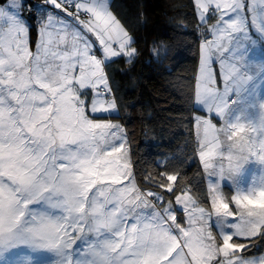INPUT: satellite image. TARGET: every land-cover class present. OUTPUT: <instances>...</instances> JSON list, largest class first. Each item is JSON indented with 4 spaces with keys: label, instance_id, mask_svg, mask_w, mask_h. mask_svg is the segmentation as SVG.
Instances as JSON below:
<instances>
[{
    "label": "rangeland",
    "instance_id": "rangeland-1",
    "mask_svg": "<svg viewBox=\"0 0 264 264\" xmlns=\"http://www.w3.org/2000/svg\"><path fill=\"white\" fill-rule=\"evenodd\" d=\"M99 1L108 7L111 0ZM43 2L72 17L61 0ZM192 3L198 24L210 37L199 43L193 102L205 113L194 116V132L208 205H197L184 190L172 206L158 208L159 196L136 193L128 186L133 177L120 123L87 122L85 99L72 86L49 98L52 78L43 73L61 64L63 74L73 70L77 86L90 90L92 116L115 115V100L96 90L102 86L109 91L104 64L113 59L108 54L113 43L122 54L131 52L125 30L120 26L117 41L100 31L87 32L98 43L75 31L72 48L55 39L53 45L54 25L64 30L68 23L61 16L42 21L43 8L36 6L39 30L32 68L40 92L18 95L6 87L0 96V163L6 171L0 173V264H171L173 255L182 257L181 264H264V250L255 256L243 254L255 238L264 236V0ZM24 12L11 13L6 33L0 26L3 78L12 76L8 63L20 66L31 52ZM9 97L18 103L12 116ZM18 116L16 126L13 118ZM50 128L63 129L65 136L54 132L51 140ZM19 130L39 135L38 154H43L44 138L52 142V152L47 151L38 170L14 164L22 156L14 148ZM66 133L72 134L70 140ZM172 177L167 178L168 189ZM225 186L233 192L232 207ZM176 211L183 213L184 225L177 222L182 223V217ZM18 250L23 253L11 257Z\"/></svg>",
    "mask_w": 264,
    "mask_h": 264
},
{
    "label": "trees",
    "instance_id": "trees-1",
    "mask_svg": "<svg viewBox=\"0 0 264 264\" xmlns=\"http://www.w3.org/2000/svg\"><path fill=\"white\" fill-rule=\"evenodd\" d=\"M6 1L0 0V6ZM22 1V10L28 16L30 25V43L33 44L37 35L36 19L32 11L27 12L25 9L32 1ZM108 8L130 38L131 52L104 64L109 91L99 87L105 93H97L107 100L113 98L117 113L92 116L88 110L90 90H83L80 98L85 99L84 117L87 122L114 119L123 127L129 152L130 177H133L128 186L132 185L133 191L159 196L161 204L157 205L158 208L166 204L172 206L175 197L184 190L188 191L197 205H208L204 172L198 158V143L194 132V116H203L205 113L193 103L200 40L192 0H160L154 8L147 0H111ZM5 86L1 82L0 96L5 95L3 92L6 87H9L10 93L25 94ZM6 100L8 104H13L9 112L12 116L17 113L18 103L12 97ZM18 119L19 116L13 118L16 126ZM54 132L57 134L50 128L51 140L54 139ZM16 134L17 143L14 148L22 156L14 164H19L25 171L38 170L45 158H48L50 152L47 151L52 152V142L44 138L41 145L44 149L40 148L43 154H38L40 143L37 142L40 137L36 136L35 131L29 134V131L19 130ZM2 172L6 171L0 163ZM170 175H173V182L171 189H168L167 178ZM223 190L226 201L232 207V190L228 186ZM15 192L22 196L17 190ZM176 213H181L182 223L177 222L184 225L183 213ZM251 244L250 249L243 254H261L264 250V236L255 238ZM13 253L11 257H17L23 251Z\"/></svg>",
    "mask_w": 264,
    "mask_h": 264
},
{
    "label": "crops",
    "instance_id": "crops-1",
    "mask_svg": "<svg viewBox=\"0 0 264 264\" xmlns=\"http://www.w3.org/2000/svg\"><path fill=\"white\" fill-rule=\"evenodd\" d=\"M10 1L13 3V5H9ZM31 1L32 2H30L28 5L29 7H27V8L25 7L26 11L27 12L32 11V13H34L35 7L41 6L43 8V11H44L43 14L41 15V16H44L42 21H44L47 18V16H51V17L61 16V17L65 18V21L68 23L66 29H64V30L57 28L58 27L57 24L54 25V29L51 30L53 33V35H52L53 45H54V39H55L56 41H58V43H60V45H64V47L69 48V47H71V45L73 47V44L75 41L73 35L75 34L74 33L75 31H77V34H81L83 36L88 37L92 43L93 42L98 43V41L94 39V37L92 36L93 35L92 33H91V35H88L87 32H89V31L95 32V30L102 32V34L104 33V35L106 34L105 37L109 38V41L110 40L112 41V40H116V37H117L116 34L117 33H118V37H119L120 26H121V28H123V26L118 21V19L115 18L113 14H111L109 8L105 7V5H103L101 3V1L97 2V0H83L82 1L83 3L80 4L79 2L76 3L75 0H69V1L74 2V9L71 10L72 11V17L64 16V14L61 10H58V11L51 10V8L47 5V3L44 4L43 0H31ZM62 1H64V0H61V2ZM93 4H94V7H93ZM11 6H12V8H11ZM22 9H23V1L22 0H7L5 4L0 6V26L3 27L2 30L5 33L7 31L8 24L9 23L12 24L11 18H13L14 16H11V13L14 12V13H17L18 16H21V14L23 12ZM78 12L89 13L91 16L90 21L84 22V21L79 20V18L77 17ZM100 15H102V17H105V18L100 19V17H101ZM36 25H37L36 39H35L34 43L31 44L30 43V37H29V43H28L29 50L31 51L30 52L31 56L29 54L27 60L23 64H20V66H18L16 63L15 64L8 63V65H6V66L8 67V70H10L12 72V76L7 77V78H3L0 76V82L5 83L6 86H11L16 91H19V92H22L25 94L35 92V94L37 93V95H38V93L40 92V89L34 84L33 68H32L33 67L32 61H34L35 58L37 59V57H34V54H33L34 46H35V43H36L37 38H38V30H39V28H38L39 24L36 23ZM16 26H18V25H16ZM77 27H79V28H77ZM69 28H70V31H67V29H69ZM71 30H73V31H71ZM110 30L113 31V34H110ZM28 36H29V33H28ZM0 51H1V48H0ZM109 51H111V53H108V54L110 55V57H113V59L122 54V52H120V50H119L118 44H114V43L110 47ZM119 52H120V54H118ZM97 53H99L101 55V47H99V51H97ZM3 57H5L4 51L0 52V58H3ZM100 58H101V56H100ZM53 67H55V65H53ZM57 67L55 69H53L51 73H48V72L43 73V75L49 76L52 78V80L50 81L51 87L47 88V89H50L52 91V94H50V93L48 94L49 98L55 99L59 95L60 92L68 89L67 87H69V86H72V89H74V91L80 97V92H83V90H81L77 86V84L75 83L76 78H74V76H73V73H74L73 70L69 69V70H67V72H65V74H63V71L61 69L62 68L61 64H59V66L57 65ZM263 86H264V84H263ZM85 90H87V89H85ZM41 92L45 94V93H47V90L41 89ZM241 97H242V94H241ZM46 98H47V96H46ZM62 130L63 129H61L60 132H57L56 130L55 131L57 132V134L65 136L64 130L63 131ZM66 135H67L68 140H70V138H71L70 136H72V134L70 135V133H66ZM75 152L77 153L76 149H75ZM128 256H129V258H131V255H127V257ZM179 257H180L179 255H173L169 258V261L172 259L171 264H181L182 263V257H180V258Z\"/></svg>",
    "mask_w": 264,
    "mask_h": 264
},
{
    "label": "built area",
    "instance_id": "built-area-1",
    "mask_svg": "<svg viewBox=\"0 0 264 264\" xmlns=\"http://www.w3.org/2000/svg\"><path fill=\"white\" fill-rule=\"evenodd\" d=\"M62 5L69 9V10H73L74 9V2L72 1H69V0H64L62 1ZM77 17L79 18V20L81 21H84V22H88L90 21L91 19V16L89 13L87 12H78L77 14ZM197 34H198V39L200 41H208L209 40V35H208V31H207V28L204 26L202 27L201 25L198 26V29H197ZM97 93H101V94H104L105 93V90L103 88H99L96 90ZM107 98H109L107 96ZM230 98L228 99V104H230Z\"/></svg>",
    "mask_w": 264,
    "mask_h": 264
},
{
    "label": "water",
    "instance_id": "water-1",
    "mask_svg": "<svg viewBox=\"0 0 264 264\" xmlns=\"http://www.w3.org/2000/svg\"><path fill=\"white\" fill-rule=\"evenodd\" d=\"M152 8L159 4L160 0H147Z\"/></svg>",
    "mask_w": 264,
    "mask_h": 264
},
{
    "label": "clouds",
    "instance_id": "clouds-1",
    "mask_svg": "<svg viewBox=\"0 0 264 264\" xmlns=\"http://www.w3.org/2000/svg\"><path fill=\"white\" fill-rule=\"evenodd\" d=\"M202 26V25H201ZM208 31V30H207ZM209 33V32H208Z\"/></svg>",
    "mask_w": 264,
    "mask_h": 264
}]
</instances>
